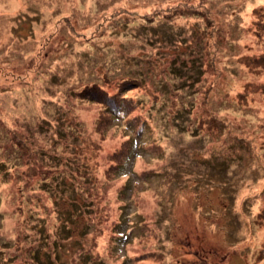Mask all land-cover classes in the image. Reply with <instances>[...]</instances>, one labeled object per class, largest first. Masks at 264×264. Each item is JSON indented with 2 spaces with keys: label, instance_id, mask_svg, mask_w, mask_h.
Segmentation results:
<instances>
[{
  "label": "rangeland",
  "instance_id": "rangeland-1",
  "mask_svg": "<svg viewBox=\"0 0 264 264\" xmlns=\"http://www.w3.org/2000/svg\"><path fill=\"white\" fill-rule=\"evenodd\" d=\"M261 6L0 0V264H264ZM102 86L149 126L117 115L96 132ZM128 136L103 179L91 151Z\"/></svg>",
  "mask_w": 264,
  "mask_h": 264
},
{
  "label": "trees",
  "instance_id": "trees-1",
  "mask_svg": "<svg viewBox=\"0 0 264 264\" xmlns=\"http://www.w3.org/2000/svg\"><path fill=\"white\" fill-rule=\"evenodd\" d=\"M154 8H155L154 11L162 10L166 15L178 14L177 10L171 11V10L162 9L163 6H155ZM262 10H264V8H262V6H261V9L257 8V11L259 13H263ZM260 16L262 17V14H260ZM260 23H261L260 26L263 29L260 26L256 27V28L258 30L260 29L259 33H263L261 30H264V24H262V23H264V17L261 18L260 22L256 23V25H259ZM181 42H182V40H181ZM190 65L191 66H189V67L187 64L184 65L185 73L187 74V80H188V70H189L190 76L192 77L193 73H195L197 71L196 68H202V66L194 63V61H191ZM192 66H196V68L191 69ZM174 69L175 68H171L170 72L172 73V71ZM121 74H127V73H121ZM132 78L136 80V83L138 80L141 82H144L143 78L139 77L137 75H132ZM114 82H115V80H113L110 76L109 77L107 76L106 79L104 80V83L107 84L109 87L117 88V90L118 89L121 90L123 86L120 83L112 85ZM102 88L106 91V93H102L103 95L100 94L102 97V100L100 101L99 104H100V109L102 112H101V114H98L96 116L95 120H93V122H95L94 128L97 129L96 132L105 133V131L100 129L102 127V122L103 121H111L117 115H119L120 117L125 115L126 116L125 123L127 125H129L131 128H133V131L135 133H137V131H141V129L143 127H145L146 125L149 126V117H145L144 114H141L139 112L142 110V108H141L142 105L138 104V102H134L133 100H131V97L126 96L125 92L122 94V96L120 98H117V97H114L116 92L114 94H110L106 88H104L103 86H102ZM72 93L77 95L79 98H84V99L88 100L90 103L91 102L94 103L96 101V99L94 98L93 95L90 97L88 95V92H86V95L82 94L80 89H78V90L73 89ZM151 94L156 96L154 94V92H152ZM110 95H114V96H110ZM172 105L174 106V109L172 110V116L175 117L176 115L179 114V112H176V111H178L177 108L179 107V105L177 104V102L175 100L172 101ZM139 107L141 109L138 111L137 109H139ZM137 128H138V130H136ZM75 136H77V135H75ZM85 137L86 136H84L83 138H85ZM108 141L109 140H106V142H108ZM128 141L130 142L129 146H126V145L124 146V144H122V143H121V146H118V147L111 145V144H108L106 146H100L98 149L96 158H94V156H92L94 151H91L92 154L89 157V161L91 162V159L94 160L93 161L94 164H92V168L95 170H99V168L102 166V163L99 159H101V158L106 159V157H107L108 159L111 160V161H109L108 159H106V162L108 161V163H107L106 167L103 169V173H104L103 179H108V177H111V175H113L116 171H119L122 168V166L126 164L127 160L129 159V155L134 154V150L133 151L131 150V148L133 147V138L128 136ZM106 142H102V144H105ZM92 145H93V142H92ZM91 149H94V148L91 147ZM51 155H53V154H51ZM5 173L9 174V170L7 167H6ZM97 180L100 181L99 179H97ZM85 201L89 202V200L87 198L85 199ZM87 206H88V204H86L84 206H80V208L76 211H74V209H76V208H73L71 215H70V218L73 219V215L75 213H78L81 208L87 207ZM74 220H76V218ZM120 222H121V220H120ZM115 230L120 233L119 237L124 238L127 236V233L124 230H122V232H121V230L119 229V226H116ZM5 243H7V242L5 241ZM47 245H48V242L46 241V246ZM4 246L8 247L9 245H4ZM32 257H33V259L37 258V251L36 250L34 251V253H32ZM55 261H56V257H55ZM55 261H54V263H55Z\"/></svg>",
  "mask_w": 264,
  "mask_h": 264
}]
</instances>
